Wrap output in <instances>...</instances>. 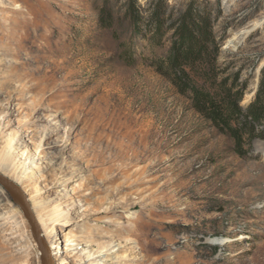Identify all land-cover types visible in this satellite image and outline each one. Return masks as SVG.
<instances>
[{"label": "rangeland", "instance_id": "1", "mask_svg": "<svg viewBox=\"0 0 264 264\" xmlns=\"http://www.w3.org/2000/svg\"><path fill=\"white\" fill-rule=\"evenodd\" d=\"M184 23L199 87L264 94V0H0V174L52 264H264V119L240 154L155 69ZM0 264H42L1 185Z\"/></svg>", "mask_w": 264, "mask_h": 264}, {"label": "trees", "instance_id": "2", "mask_svg": "<svg viewBox=\"0 0 264 264\" xmlns=\"http://www.w3.org/2000/svg\"><path fill=\"white\" fill-rule=\"evenodd\" d=\"M165 57L157 60L155 69L165 75L170 82L181 92L191 94L193 108L209 120L217 129L232 137L240 154L243 144L252 140L254 124H259L264 119V94L259 93L256 98L245 108L240 107L242 97L241 88L227 83V79L216 84L215 79L209 81L212 89H204L192 79L191 71L199 62L208 64L213 71V62L207 53L205 42L207 32L196 24L184 25ZM189 70V71H188ZM216 77V75H215ZM248 135L245 137V135ZM248 141V142H247Z\"/></svg>", "mask_w": 264, "mask_h": 264}, {"label": "water", "instance_id": "3", "mask_svg": "<svg viewBox=\"0 0 264 264\" xmlns=\"http://www.w3.org/2000/svg\"><path fill=\"white\" fill-rule=\"evenodd\" d=\"M0 185L17 199V201H18V203H19L30 227H31V232H32L33 238H34L36 244L38 245V249L41 252L42 264H52L50 251H49L48 246L46 245L45 241L43 240V238L40 235L39 225L35 220V217L31 211V207H30L29 203L27 202L24 194L21 192V190L19 189V187L17 185H15L13 182L8 180L6 177H4L1 174H0Z\"/></svg>", "mask_w": 264, "mask_h": 264}, {"label": "bare ground", "instance_id": "4", "mask_svg": "<svg viewBox=\"0 0 264 264\" xmlns=\"http://www.w3.org/2000/svg\"><path fill=\"white\" fill-rule=\"evenodd\" d=\"M145 150L144 149H142L141 150V152H144ZM3 166H4V163H2V161H0V168H1V170H4L3 169ZM239 237H243V236H239ZM238 237V238H239ZM229 241V239H217V238H213V239H211L209 242L211 243V244H225L226 242H228ZM50 243H55V238L54 237H52L51 239H50V241H49Z\"/></svg>", "mask_w": 264, "mask_h": 264}]
</instances>
